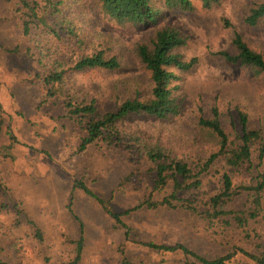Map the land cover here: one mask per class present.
<instances>
[{"label":"rangeland","instance_id":"374dc122","mask_svg":"<svg viewBox=\"0 0 264 264\" xmlns=\"http://www.w3.org/2000/svg\"><path fill=\"white\" fill-rule=\"evenodd\" d=\"M53 1L62 2L61 15L73 27L70 33L65 31L67 24L56 27L57 15L43 7L47 25L56 27L59 37L41 33L39 27L24 35L21 0H0V264H72L81 224L79 264H121L123 258L126 264H202L180 251L148 248L143 245L147 242L180 243L209 260L235 247L259 257L264 245V192L254 219L248 217L252 192L234 197L224 207L229 213L211 225L205 217L208 200L220 190L224 174L236 185L256 184L264 171V160L259 161L256 151L251 164L239 168L217 161L202 176L199 190L182 195L196 212L176 202L174 207L143 205L122 215L123 225L109 212L122 213L146 200L160 202L172 191L170 182L154 189L143 143L164 145L174 160L191 165L216 151V138L198 123L199 109L209 117L216 106L229 135L231 122L238 127L236 111L241 110L249 128L260 129L264 136V74L227 63L218 54L235 53L231 38L237 31L264 56V18L254 27L244 23L253 3L263 0H224L211 8L192 0L189 10L152 0L161 13L156 25L109 20L97 9L96 0ZM223 20L231 26H224ZM159 26L173 27L186 38L175 53L184 60L197 59L186 71L172 69L178 76L173 91L180 114L165 120L131 115L116 124L107 140L81 149L86 133L64 102H94L106 112L126 99H148L149 74L136 47L149 44ZM97 52L116 58L119 67L72 70L76 60ZM51 69L66 70L61 83L44 82ZM233 214L247 220L244 227ZM36 229L41 230V240L34 236ZM228 264L256 262L237 253Z\"/></svg>","mask_w":264,"mask_h":264},{"label":"trees","instance_id":"16d2710c","mask_svg":"<svg viewBox=\"0 0 264 264\" xmlns=\"http://www.w3.org/2000/svg\"><path fill=\"white\" fill-rule=\"evenodd\" d=\"M200 1L202 7L211 8L222 4L224 0ZM21 4L25 10L24 20L22 22L24 35H28L32 27H39L41 33L59 37L56 30L58 24L59 26L67 24L65 31L67 33L71 32L73 28L72 23L70 20L66 21V17L61 15L62 8L60 6L62 2L53 0H38L37 2L21 0ZM96 5L103 16L120 24L156 25L161 15L159 8L153 4L152 0H96ZM164 5L167 8L177 10H189L193 6L192 0H164ZM43 7L51 9V15H57L54 20L55 28L47 25L46 19L42 15ZM41 8L42 11L40 12ZM263 18L264 0L253 3L244 18V23L247 26L254 27ZM223 22L225 23L224 26H231L228 21L223 20ZM152 34L149 44H139L136 47V55L139 62L149 74L151 88L148 99H140L138 97L126 99L114 110L106 112L99 111L96 105H94V102L79 103L72 98L64 102L68 113L77 118L78 125L86 133V137L82 139L81 149H84L95 140H107L114 133L116 124L131 115H146L165 120L180 114L181 105L177 101L173 91L177 87L173 82L178 80V76L173 73L172 69L186 71L196 63L197 59L191 58L184 60L179 54L175 53L178 48L184 46L186 43V38L177 29L170 26H159L154 29ZM231 44L235 49L234 54L227 51H220L218 53L225 62L250 68L254 74H264V56L261 52L250 47L243 40L239 32L233 31ZM118 67L119 63L116 58H106L102 52H97L76 60L71 68L72 70L87 68L114 70ZM65 72L66 70L59 71L51 69V71L45 73L46 75L43 77L44 82L47 85L59 84L62 82ZM199 112L201 115L199 114L198 123L216 138V151L210 154L204 161H199L191 165L184 161L174 160L164 145L151 144L148 146L147 143H143L144 153L154 173V189L163 188L170 182L172 191L160 202L146 200L140 205L122 213L109 212L117 224L123 225L121 216L143 205L148 208H155L158 205L174 207L177 206L175 205L176 202L179 207L196 212V207L192 205L190 200L183 198L182 195L186 192L199 190L202 183V176L217 161L221 160L231 168H239L246 164H251L254 151L257 152L259 161L264 160V136L262 131L260 129L249 128L248 117L244 112L237 109L238 127L234 122H231L233 128L232 135H229L222 127L219 111L216 106L211 109L209 117L204 116L201 109H199ZM258 178L256 184L252 186L243 184L236 185L227 174H224L222 176L220 190L208 200L209 205L205 217L209 221V225L229 213L224 207L242 192L253 193L254 196L251 201L253 211L248 214V217L250 219L257 217L261 207V194L264 192V171ZM68 208L70 209V204ZM233 219L241 227H244V223L247 221L240 214H233ZM82 233L83 225L81 224V236L76 241L77 247L72 264H79L81 260L83 249ZM34 236L36 239L41 240V230H34ZM143 245L161 252L180 251L185 255L196 258L202 264H228L229 260L237 253L249 257L256 264H264V245L259 257L235 247L232 252L211 260L190 251L180 243L164 245L147 242L143 243ZM121 264H126L125 258L122 259Z\"/></svg>","mask_w":264,"mask_h":264}]
</instances>
